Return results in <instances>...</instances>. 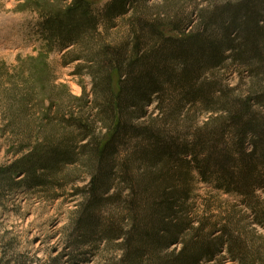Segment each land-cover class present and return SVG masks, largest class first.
<instances>
[{
	"label": "trees",
	"instance_id": "1",
	"mask_svg": "<svg viewBox=\"0 0 264 264\" xmlns=\"http://www.w3.org/2000/svg\"><path fill=\"white\" fill-rule=\"evenodd\" d=\"M188 9L177 0H110L100 10L92 0H70L39 23L51 50L75 45L90 53L98 114L81 105L62 117L80 134L56 129L61 134L46 136L21 167L32 186L46 184L60 165L86 166L91 180L76 210L77 237L112 244L123 253L120 264H213L224 247L246 264L249 235L238 213L222 210L218 228L193 209L194 172L243 197L264 226V0H212L196 8L193 25ZM125 16L126 37L105 38ZM232 68L249 77L246 90L225 82ZM154 98L173 121L212 114L181 141L140 121ZM174 244L181 248L169 249Z\"/></svg>",
	"mask_w": 264,
	"mask_h": 264
},
{
	"label": "rangeland",
	"instance_id": "2",
	"mask_svg": "<svg viewBox=\"0 0 264 264\" xmlns=\"http://www.w3.org/2000/svg\"><path fill=\"white\" fill-rule=\"evenodd\" d=\"M92 1L100 10L110 0ZM164 1L148 0V3L159 5ZM69 2L0 0V264H120L123 255L112 244L102 241L85 244L77 237L76 210L91 180L86 166L60 165L56 174L45 176L46 184L32 186L28 185L21 167L49 134L58 135L60 131L80 134L75 127L66 125L62 117L76 114L81 105L93 117L98 114L90 53L75 45L51 50L39 30L43 14L65 8ZM177 2L193 11V25L199 18L196 8L207 6L212 0ZM127 18L118 17L114 26L104 31L105 38L113 43L123 40L128 31ZM248 80L249 77H242L233 68L225 72V82L240 90L248 88ZM147 108V115L140 121L156 122L168 135L181 141L190 138L193 128L202 125L212 114L201 112L194 123L189 117L194 116L191 111L173 121L167 111L157 107L155 98ZM102 125L97 123V131L103 136L107 131L100 130ZM193 174L190 201L195 202L196 214L216 221L219 228L223 224L222 210L237 212L240 226L249 235L251 249L246 264H264V226L255 222V212L240 195L216 189L202 182L197 172ZM258 193L264 199V189ZM220 233L216 229L213 236ZM173 248L180 249L181 245L174 244L169 249ZM213 264L243 263L224 247Z\"/></svg>",
	"mask_w": 264,
	"mask_h": 264
}]
</instances>
